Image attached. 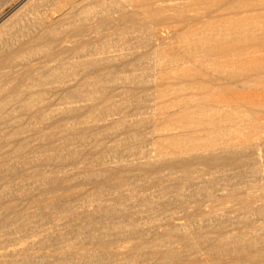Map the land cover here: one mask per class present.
<instances>
[{
	"label": "bare ground",
	"instance_id": "1",
	"mask_svg": "<svg viewBox=\"0 0 264 264\" xmlns=\"http://www.w3.org/2000/svg\"><path fill=\"white\" fill-rule=\"evenodd\" d=\"M181 1L0 0V264H264V15L160 29L264 0Z\"/></svg>",
	"mask_w": 264,
	"mask_h": 264
},
{
	"label": "rangeland",
	"instance_id": "2",
	"mask_svg": "<svg viewBox=\"0 0 264 264\" xmlns=\"http://www.w3.org/2000/svg\"><path fill=\"white\" fill-rule=\"evenodd\" d=\"M183 1H191V0H183ZM196 1H199V0H195V2ZM262 1V0H261ZM179 2H182L181 0H179ZM175 2H168V4H174ZM130 7V8H129ZM253 7H255V8H253ZM253 7H243V9L242 8H239L238 10H236V11H230V9H232L231 8V6H227V7H224V11H222V12H217V13H213V16L211 17V18H202V19H197L196 21H194V23L195 24H193V23H191L189 26H186V25H181V24H176L175 25V23H172V24H174L173 26L172 25H167V24H165V25H163L162 27H160V29H161V31L162 32H165V30L167 29V28H169V29H167V30H169L168 32H167V30H166V32L167 33H169V35L172 37V40L170 41L171 43H175L177 40H178V37H180V36H182L183 34V36L182 37H184V36H186V35H188V36H191L192 34H194V33H196V32H199V31H201V30H204L205 29V27H206V29L208 28V30H210L211 28H213L214 26L213 25H219V24H221V20L224 18L225 20L226 19H229V17H230V19H238V17L239 18H245V16H244V14L245 13H243V12H247V13H249L248 15H246V18H250V17H257L258 18V16L260 17V14H261V17H262V15H264V10H262V9H264V7L263 6H260V5H256V6H253ZM128 8L129 9H132V7L131 6H128ZM247 8H249L250 9V11L248 10L247 11ZM260 8V9H259ZM240 9H241V12H242V10H244L242 13L240 12ZM10 11V9H7L5 12H4V15H6L8 12ZM239 11V12H238ZM223 12L225 13V14H223ZM219 13V14H218ZM233 13V14H232ZM239 13V14H238ZM246 13V14H247ZM220 14L222 15V16H220ZM228 14V15H227ZM230 14V15H229ZM236 14V15H235ZM215 15H217V16H215ZM251 15V16H250ZM254 15V16H253ZM219 16V17H218ZM215 17H217V18H215ZM236 17V18H235ZM260 17V18H261ZM259 18V19H260ZM211 19V20H210ZM214 19V20H213ZM217 20V21H216ZM206 21H207V23H206ZM211 23H210V22ZM223 21V20H222ZM200 22H203V23H200ZM213 22H214V24H213ZM204 23H205V26L203 27L202 25H204ZM207 24V25H206ZM213 24V25H212ZM192 25H194L193 27H192ZM201 25V26H200ZM209 25V26H208ZM179 26V27H178ZM185 26V27H184ZM191 26V27H190ZM167 27V28H166ZM202 27V28H201ZM200 28V29H199ZM204 28V29H203ZM219 28H221V25H220V27ZM173 30V32H171V30ZM186 29L187 30H189V29H191V30H189V33L188 32H186ZM197 29H199L198 31H197ZM182 30V31H181ZM194 30V31H193ZM178 31V32H177ZM179 31H180V33H179ZM165 32V33H166ZM186 34H185V33ZM194 32V33H193ZM173 33V34H172ZM179 33V35H177ZM180 34H182V35H180ZM181 37V38H182ZM187 37V36H186ZM169 42V43H170ZM176 45V44H175ZM247 47H249V46H247ZM247 47H237V49L236 50H232L233 52H231V50H230V52H226V54H225V52L223 53V52H221V54H218V56H217V58L215 59L216 61H217V63H215V64H219V65H221V66H224V65H231V66H236V68H238V70L236 69V71H239V72H242V71H245L244 69H248L249 68V66H251V65H253V61L251 62L250 61V59H251V57H252V59H253V57L254 58H258V56L260 57V56H264V47H262V48H260L259 49V51L258 50H255V49H253L251 46V48H247ZM235 49V48H234ZM248 50V51H247ZM253 52H252V51ZM260 50H262V51H260ZM235 51V52H234ZM241 51H242V53H241ZM249 52H251V54L249 53ZM239 53V54H238ZM228 54V55H227ZM231 54H232V56H231ZM240 54H241V56H240ZM244 54V55H243ZM247 54V55H246ZM233 55H235V56H233ZM237 55V56H236ZM239 55V56H238ZM222 57V56H224V57H222L223 58V60L226 62H224L223 60H222V58L220 59V57ZM228 56V57H227ZM248 56V57H247ZM251 56V57H250ZM238 57V58H237ZM244 59V60H247V62L246 61H244L242 58ZM245 57H247V58H245ZM237 58V59H236ZM220 59V60H219ZM234 59H236V60H234ZM238 59H240V61H237ZM219 60V61H218ZM222 60V61H221ZM215 61V62H216ZM241 61H243V63L241 62ZM248 62L251 64H249L248 65ZM222 63L224 64V65H222ZM242 63V64H241ZM189 64V67L191 66L190 65V63H188ZM186 66H188V65H186ZM196 70H198V71H200L201 69L200 68H196ZM169 74V73H168ZM170 75H173V73L171 72L170 73ZM205 80V79H204ZM207 81V80H206ZM207 84H209L210 85V83H208L207 82ZM208 85V87L205 85V88L207 87V88H209L210 86ZM250 86L251 87H253L254 89H256V92H254V90L253 91H244V90H242V89H240V90H237V91H235V95H232V94H234V91H232L231 93V95L232 96H242L243 97V95H246V94H249V93H251V94H255V93H258V95L259 96H263L264 97V82H254L253 84H250ZM242 90V91H241ZM189 92H191V90H188ZM239 91V92H238ZM247 92V93H246ZM241 93V94H240ZM230 94V93H229ZM229 96L228 94H224L223 96L225 97V96ZM230 95V96H231ZM226 96V97H227Z\"/></svg>",
	"mask_w": 264,
	"mask_h": 264
}]
</instances>
